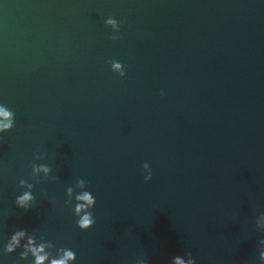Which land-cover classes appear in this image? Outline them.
I'll return each instance as SVG.
<instances>
[{
	"label": "clouds",
	"instance_id": "1",
	"mask_svg": "<svg viewBox=\"0 0 264 264\" xmlns=\"http://www.w3.org/2000/svg\"><path fill=\"white\" fill-rule=\"evenodd\" d=\"M106 25L111 26V28L115 32H119L120 22H118L115 18H108L105 21ZM113 40L119 39L118 36H112ZM111 64V70L113 72L119 71V75L123 77L125 75L124 66L115 60L109 61ZM161 95H163V91L161 92ZM0 133L8 132L13 129L15 126V114L13 111H11L9 108H7L5 105H0ZM37 159H43L42 154H38L36 156ZM32 173L33 175L44 172L45 173V179L49 177V174L52 172V169L45 164H32ZM148 168L149 171L147 175H145L144 179L145 181H149L152 179V173L149 165L145 163L143 165V169ZM35 183H40V179H35ZM35 184L34 183H28L27 180L21 179L19 181V187L21 188H27L28 191H24L22 194L16 196L15 203L16 206L20 209H23L25 211H28L31 209L32 204L34 202V196L32 194L33 188ZM77 186L84 188L87 186V182L83 179L77 180ZM67 193L69 197L73 194V189L69 187L67 189ZM75 200L77 203H75L73 212L77 219V226L80 230L86 231L94 226L96 223L95 217L91 211L93 207L96 204V199L92 195L90 191H83L80 194L75 195ZM66 204H71V199L68 201H65ZM26 235L25 229H19L16 230L10 238V242L6 245V252L12 253L17 247L20 246V240L22 237ZM50 245H46L45 243H40L39 245H36V242L32 236H28L27 243L23 245L24 251L20 252L21 258H26L29 253L34 257V264H45V261H48L49 264H68L69 261H74L77 259L76 253L73 250L68 249H60L59 252H63L62 256H59L57 254H53L50 252H46L45 248L49 247ZM191 255V253H188ZM58 256V258H57ZM261 256L264 257V252L261 253ZM175 264H184V261L177 258L175 260ZM188 264H196L194 260H189Z\"/></svg>",
	"mask_w": 264,
	"mask_h": 264
}]
</instances>
